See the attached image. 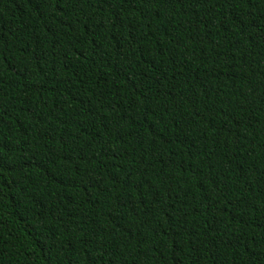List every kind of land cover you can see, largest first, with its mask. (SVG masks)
Wrapping results in <instances>:
<instances>
[{"label":"trees","instance_id":"1","mask_svg":"<svg viewBox=\"0 0 264 264\" xmlns=\"http://www.w3.org/2000/svg\"><path fill=\"white\" fill-rule=\"evenodd\" d=\"M0 264H264V0H0Z\"/></svg>","mask_w":264,"mask_h":264}]
</instances>
